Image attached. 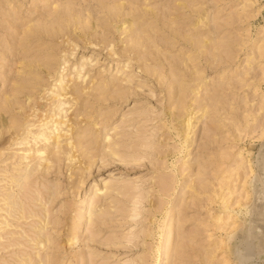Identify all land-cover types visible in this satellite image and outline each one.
<instances>
[{
  "label": "rangeland",
  "instance_id": "obj_1",
  "mask_svg": "<svg viewBox=\"0 0 264 264\" xmlns=\"http://www.w3.org/2000/svg\"><path fill=\"white\" fill-rule=\"evenodd\" d=\"M68 2L73 6H69ZM234 2L237 3L236 0H0V105L6 94L11 92L9 88L16 84V100L25 101L27 108L30 107L24 111L25 116L20 115L18 109L13 113L4 110L6 114L0 109L3 117L0 131L5 137L9 136L5 133L11 119L16 117H21L24 127L37 130L45 114L42 111L45 107L40 108L42 113L38 111L39 106L51 103L47 92L53 88L60 75L64 76L65 82L70 80L67 83L69 85L76 81L80 84L77 85L78 88L88 86L101 92L100 85H93L97 76L101 75L110 86L114 84L106 87L104 94L100 92L97 97L101 101L94 99L93 102L89 98L90 103L86 107L82 103L87 101L81 100V105L74 106L71 105L72 96H65L64 101L71 99L70 104L62 106L68 109L71 105L67 116L65 114L66 119L71 118L69 123L73 119L80 121L74 127L78 131L85 129V132L81 131V135L85 137L78 138V134L70 137L71 127L68 125L71 124L66 122L67 129L65 124V129L62 130H68V135H64L65 131H61V128L58 133L61 135L63 132L60 139L67 150L70 149V144L76 146L77 150L71 148L75 150H71L74 158L71 163L67 159H63V162L61 160V163L56 164H60L59 166L55 165L47 174L34 178L31 182L34 191L45 196L54 194V201L48 207L53 213L50 212L51 218L53 217V221L57 220L54 221L57 224L51 222L47 226L51 234L45 238L50 242V250L46 248L40 252L43 261L46 259L45 264H55V261L58 264H264V255H261L264 253V236H258L264 234V121L259 117L262 111L259 110L258 99L262 98L249 88L254 83L264 88V76L257 68V63L262 60L259 51L248 47L262 18L259 13L253 14L257 3L242 1L234 5ZM260 3L264 5L262 0ZM62 4L70 13L63 12L64 18H60L61 23L58 24L60 27L64 25V20L61 19H66L68 27L67 23L70 21L67 19L70 14L75 20L80 13L79 18L82 21L85 18L86 21L78 25L87 24L84 26L88 29L72 27L74 24L71 26L69 23L70 28L65 26L67 29L63 27L60 30L67 39L63 35L65 39L59 37L60 40L55 38V41L51 37L50 40L43 33L42 38L40 30L44 25L48 22L50 23L45 27L56 24L53 21V16H56L54 6L57 5L58 10H64L58 8ZM115 4L122 9H117L120 7ZM107 5L111 7L108 11L112 12V6L118 11H114V8L111 14L107 11ZM103 7H107L106 12ZM60 11L57 12L61 14ZM50 13L55 14L52 15V20ZM46 19L51 20L52 25ZM39 22L44 24L41 29ZM32 24L38 25L39 29ZM36 29L40 32L34 34ZM23 32H27L26 35ZM28 32L33 34L29 35ZM134 34L138 40L131 37ZM73 35L75 36L71 37ZM129 37L133 41L129 40L128 45L126 39ZM134 40L141 43L134 45ZM68 45H72V48L67 49ZM66 46L67 51H73V54L67 52L72 57L62 52ZM114 52L117 53L113 54ZM247 54L248 57L245 58ZM47 56L54 57L50 58L53 67L39 73L38 70H24L19 65V60L34 62L35 58H42V61ZM65 57L67 63L61 65H66V68L58 69L54 61L62 62ZM84 58L92 67L84 82L80 83V78L76 79L72 70H76V62ZM35 73L41 77L40 83L34 86L24 83V80L30 79ZM196 78H202V81ZM112 79L115 82L111 83ZM86 82L88 83L85 84ZM199 82L197 86L196 83ZM118 95L122 97L118 98ZM179 98H183L186 103L182 100V104H179L181 109L173 108V103H178ZM31 103L32 106H29ZM182 105L186 106L187 111H183ZM81 109L84 116L87 115L85 117L91 116V122H83L85 117ZM173 113L177 117L176 121L171 120ZM189 115L192 117L190 121H193L189 134L192 143L180 152L178 146L181 140L171 126L181 128ZM37 116H41L40 121ZM34 119L39 121V125ZM0 123L2 124V120ZM29 124L31 125L27 126ZM105 133L109 135V143L121 155L120 158L113 159L103 150L102 145L108 144L106 141L103 143ZM30 139L28 144H14L15 146H5L8 142L0 140V199L5 192L14 191L19 194L18 188L12 187L9 180L15 177L20 164L23 167L27 163L21 158L24 156L21 154L22 148L26 145L32 147L33 151L30 150V153L35 155L32 152L40 146L39 143L32 142L33 138ZM78 142H81L79 147L85 151L90 163L87 157L82 156L81 159L82 150L79 152ZM238 152H241L239 161L250 163L251 172L247 173L245 182L239 172L232 170L234 155ZM91 161L92 165L88 167ZM80 164L90 168V171ZM74 167L82 172L70 173ZM114 168L116 172L114 176H110V171ZM246 170L240 171L244 173ZM77 174L86 175L85 178H79L81 181H77ZM98 175H102L104 181L109 179L112 187L105 193V197L103 195L101 199L92 198L89 201L88 190L96 183ZM75 181L79 182V186ZM243 183L247 193L244 192ZM220 188L224 189V193L232 192L226 205L219 202ZM253 188L257 190L254 194ZM245 195L248 196V203L253 206L250 209L252 215L244 212V207L239 205L242 200L236 206L231 202L239 198L244 200ZM22 196V204H27L32 214L40 210V207L34 206V202L28 199V195L26 200ZM3 205L4 201L0 200V222L4 221ZM95 206L98 211L94 215H100L96 218L91 215L90 217L95 218L92 221L91 218L87 219V215L90 213L89 209ZM66 207L68 212H63ZM72 207L76 208L72 210ZM83 212H86V216L79 224L78 218ZM250 217L253 219L251 226L256 224L258 231H254L253 236H249L248 231L231 236L235 230L246 229ZM259 217L262 218L258 219ZM66 221H69L68 224ZM32 222V219H20L18 222L14 220L10 221L13 224L10 227H4L5 223H0V264H25L28 260L33 261L34 243L29 240L32 239L33 242L36 236H31ZM169 225L173 231L165 229ZM69 228H73V231ZM170 232L171 235L167 236ZM73 235L76 242L69 241ZM57 245L58 248L55 247ZM247 245V253H244ZM45 251L47 257L44 255ZM53 251L54 254L51 253ZM49 255L52 258L55 255L56 260ZM67 256L73 258V261L66 260ZM35 259L34 257L33 262H36Z\"/></svg>",
  "mask_w": 264,
  "mask_h": 264
},
{
  "label": "bare ground",
  "instance_id": "obj_2",
  "mask_svg": "<svg viewBox=\"0 0 264 264\" xmlns=\"http://www.w3.org/2000/svg\"><path fill=\"white\" fill-rule=\"evenodd\" d=\"M237 1V3L236 2H234V5H237V4H239L240 2L242 3V1H245V2H248L249 4H254V3H257V5H256V11L253 13V14H258L259 13V16H260V14H261V10H262V8H264V5H262L261 3H260V0H239V2H238V0H236ZM262 3H264V2H262ZM59 4V3H58ZM71 3L70 2H68V5L69 6H73V5H70ZM121 4V3H120ZM49 5V4H48ZM53 5V4H52ZM115 5H117V4H115ZM60 5H58V8L60 9V8H63V4L61 5V7H59ZM65 6H67V3H66V5ZM118 6V5H117ZM116 6V7H117ZM122 6V5H121ZM124 6H125V4H124ZM53 6H50V9L52 8ZM55 7V14H56V16L54 17L53 16V21H54V23H56L55 25H52V15H55V14H49V15H51V20H48V19H46L47 21L46 22H48V21H51V25L52 26H50V27H45L48 23H50V22H48L46 25H44L46 22H43V21H45V20H43L42 21V23H44V24H42L41 22H39V23H41V24H38V25H40L39 26V28L40 27H42L43 25H44V27H43V29L42 30H40V31H42V32H40V31H38L37 29H36V31L35 32H33L34 34H36V32L37 33H39L40 32V36H41V34L43 33L44 35H46V38L47 37H50V40H51V37L55 40V38H64V34H63V32L62 31H60V30H62V28L64 27L65 28V26L67 27V25H66V19H61V20H64L63 22L64 23H62V24H64V25H61V27L58 25L59 24V22H60V18H64V17H62V14H64L63 12L64 11H66L65 13L67 14V13H70V12H67V10H65L66 8H63L64 10H62V9H60V10H62V11H60V10H58V9H56L57 8V5H55L54 6ZM108 7V8H107ZM107 7H103L104 9H105V12H106V8H107V11H108V9H109V7L110 6H108L107 5ZM118 7H120V6H118ZM111 8V7H110ZM112 8L113 9H111L112 10V12H113V10H114V8L115 7H113L112 6ZM53 9V8H52ZM72 9L74 10V8L72 7ZM71 8H70V10H72ZM117 9H122L121 7L120 8H117ZM116 8H115V10L114 11H118ZM69 9H68V11H70ZM53 11V10H52ZM57 11H60V12H62L61 14L59 13V12H57ZM104 11V10H103ZM110 11V10H109ZM108 11V12H109ZM107 12V13H108ZM111 11H110V13L111 14H113ZM72 13V12H71ZM106 13V14H107ZM119 13L120 12H118L117 13V15H119ZM65 14V15H66ZM111 14H107L108 16L110 15L111 16ZM114 14H116V12H114ZM47 15V14H46ZM69 15V14H68ZM67 15V17L66 18H68L69 16ZM76 15H78L77 13H76ZM80 15V16H79ZM79 15L78 16H74L75 17V20H74V18L72 19V17H73V15H71L70 14V17L67 19V20H69L70 22V24H71V26L72 27H79L80 25H81V23L83 24L85 21H86V19L84 18V21H82V19H80L79 17H81V14L79 13ZM90 15V14H89ZM106 15V16H107ZM64 16V15H63ZM113 16V15H112ZM115 16V15H114ZM113 16V17H114ZM48 18H49V16H48ZM83 18V17H82ZM108 18V17H107ZM115 19H116V17H114ZM114 18H113V20H114ZM55 20H56V22H55ZM59 20V21H58ZM88 20V19H87ZM110 20H112L111 19V17H110ZM123 20H125V19H123ZM261 21L257 24V28H256V30L254 31V36H253V40H252V42H251V45H249L248 47L249 48H251V49H256V50H258L259 51V54H260V56H261V58H262V60L260 61V62H258L257 63V68H259V70H260V73H261V75L262 76H264V19H260ZM115 21V20H114ZM126 21V20H125ZM110 22V21H109ZM128 22V21H127ZM61 23V22H60ZM69 23H67L68 24V27L67 28H70L69 27ZM78 24H80V25H78ZM91 24V23H90ZM32 25H34V24H32ZM37 25V26H38ZM42 25V26H41ZM85 26L87 25V24H84ZM84 25H82V26H80V27H85ZM89 25V24H88ZM121 25V24H120ZM124 25V24H123ZM36 26V24L34 25V27ZM36 26V28H38ZM28 27V26H27ZM30 27V26H29ZM121 27H122V25H121ZM33 28V27H32ZM38 28V29H39ZM67 28H65V29H67ZM123 28H125V27H123ZM128 28V27H127ZM30 29H31V27H30ZM34 29V28H33ZM32 29V30H33ZM41 29V28H40ZM75 30H77V29H79V28H74ZM83 29H88V27H85V28H83ZM64 30V29H63ZM81 30V29H80ZM80 30H78V31H80ZM117 30V29H116ZM118 30H120V29H118ZM24 31V30H23ZM28 31H29V29H28ZM74 31V30H73ZM84 31V30H83ZM123 31H125L124 29H123ZM60 32H62V33H60ZM67 33H68V30L66 31ZM81 32V31H80ZM27 33V32H26ZM26 33L24 34V32L22 33V34H24V35H26ZM33 33H31V34H33ZM69 33H72V31H70ZM81 33H83V32H81ZM28 34H29V32H28ZM27 34V35H28ZM31 34H29V35H31ZM74 34V33H73ZM28 35V36H29ZM44 35H42V36H44ZM64 35V36H63ZM69 35V34H68ZM67 35V36H68ZM72 35V34H71ZM23 36V35H22ZM41 36V37H42ZM61 36H63V37H61ZM75 35H73V36H71V37H74ZM135 36V34L133 35V36H131V37H133V38H135L136 39V37H134ZM29 37H31V36H29ZM35 37V36H34ZM66 37V36H65ZM70 37V36H69ZM68 37V38H69ZM131 37H129V39H126V42H128V45H129V40H131ZM38 38V37H37ZM43 38V37H42ZM60 38H59V40H60ZM40 39V38H39ZM39 39H37V40H39ZM65 39V38H64ZM64 39H62V40H64ZM66 39H67V37H66ZM26 40V39H25ZM24 40V41H25ZM53 40V41H54ZM70 40H73V38H71ZM136 40H138V39H136ZM33 41V40H32ZM44 41H45V38H44ZM55 41H57V40H55ZM131 41H133V39L131 40ZM135 41V40H134ZM50 42V41H49ZM62 42V41H61ZM140 43H141V41H139ZM20 43H22V42H20ZM131 43V42H130ZM136 43H138V41L136 42L135 41V43L133 42V44L135 45ZM140 43H138V44H140ZM24 44V43H23ZM26 44H28V43H26ZM30 44V43H29ZM72 44V43H71ZM137 44V45H138ZM57 45V44H56ZM55 45V46H56ZM136 45V46H137ZM55 46H53V48L52 49H54V47ZM57 46H60V45H57ZM64 46V45H63ZM75 46H76V44H75ZM126 46V45H125ZM124 46V47H125ZM131 46H132V44H131ZM136 46H134V47H136ZM141 46V45H140ZM49 47V46H48ZM69 47H71L72 48V45L70 46V45H68V48H67V46L64 48V49H62L63 51L62 52H64L66 55H67V52H69V51H67V49H69ZM123 47V48H124ZM133 47V48H134ZM138 47H139V45H138ZM30 48V47H29ZM51 48V47H50ZM50 48H48V49H50ZM67 48V49H66ZM71 48H70V50H71ZM75 47H73V49H74ZM129 48V47H128ZM128 48H126V49H128ZM132 48V47H131ZM47 49V48H46ZM56 49V48H55ZM113 49V48H112ZM125 49V51H127V52H130V51H128V50H126ZM114 50V49H113ZM113 50H111V51H113ZM121 50H122V48H121ZM124 50V49H123ZM122 50V51H123ZM135 50V49H134ZM15 51V53H16V50H14ZM59 51V50H58ZM110 51V52H111ZM117 51V50H116ZM120 51V50H119ZM109 52V51H108ZM70 53V52H69ZM68 53V54H69ZM72 54H73V51L71 52ZM70 53V54H71ZM115 53H117V52H114L113 54H115ZM118 53H124V52H118ZM126 53V52H125ZM130 53H132V52H130ZM67 55V56H73V55ZM109 54V53H108ZM133 55H135V54H133ZM54 56V55H53ZM52 56V57H53ZM122 56V55H121ZM51 56H47V57H45L46 58V60H42V61H40L41 59H38V58H35V60H34V62H33V60H32V62H24L23 60H19L20 62H19V65H20V67L22 68V69H24V70H28V71H31V72H34L35 70H38L37 72L39 73V72H42V71H45L46 69H48V68H51V67H53V66H51V62H52V60L50 59V58H52ZM55 57V56H54ZM53 57V58H54ZM246 57H248V54L247 55H245V58ZM68 58H70V57H68ZM137 58H138V55H137ZM79 59H81V58H79ZM78 59V60H79ZM85 59V58H84ZM80 60L79 62H76L77 64H78V66L76 67V70H72L73 72H74V75H75V78L77 79V78H80V80H79V82L81 81L82 83L84 82V78H85V76H87V73H88V71L90 70V67H92V65H91V63H88L87 62V59H85V60ZM54 60V59H53ZM56 60V59H55ZM27 61V60H26ZM31 61V60H30ZM54 62H56V65L58 66V69H60L61 67H62V65L61 64H63L64 65V63L66 62L67 63V61H66V57H65V60L63 61V59H62V62L61 61H58V60H56V61H54ZM91 62V61H90ZM18 63V62H17ZM53 63V62H52ZM53 65V64H52ZM66 66V65H65ZM65 66H63L62 67V69L61 70H64V68H66ZM72 66H74V65H72ZM76 66V65H75ZM69 68H71V67H69ZM40 70V71H39ZM61 70H60V72H61ZM59 72V71H58ZM38 73H35L33 76H31V78L30 79H28V80H24V83H26L28 86H34L35 84H37V83H40V78L41 77H39V75H38ZM58 77H59V79H58ZM57 77V82H55V84H53V88H51V90L49 91V92H47L48 93V95H49V100L51 101V103H47V105H45V104H42V105H40V103L38 104V106H39V109L41 108L42 109V107H43V109H44V107H45V109L44 110H42L43 112H45V114H43V117L41 118V116H40V118L42 119V123L40 122L39 124H41L38 128H37V130L35 131H32L33 129L31 128V130L30 129H28L29 127H24V122L23 121H21V117H16V118H13V119H11V123H10V125L8 126V128H7V131H6V133L5 134H8L9 136H7V137H5L4 136V133H2V130L0 131V140H4V142L6 141V142H8V140L10 139L11 141H9L8 143H9V145H8V143L7 144H5V146L7 145V146H15L14 144H23V143H29V142H31V141H29V142H27L29 139H30V136H31V139L30 140H32V138H33V143L34 144H36V143H39V145L40 146H38V147H36L34 150V152H32L33 154H35V155H32L31 153H30V150L32 149V147H27V145H26V147H24V148H22V155H24V156H21V158H22V160L23 159H25V161L27 162L26 164L24 163V165H23V167H20V165H19V168H18V170H16L17 172H15L16 173V175H15V177L13 176L9 181H11L12 182V187H17L18 188V193L20 194L21 192V196L24 194V196H22V197H25V198H23V199H25L26 200V198L28 197V199H30V201H33L34 202V206H38V207H40V210H38L35 214H32L31 213V210H30V208L28 209V206H27V204L25 205V204H22V201H21V196L19 197V194H15L14 193V191H11L10 193H8V192H5L3 195H2V198L0 199L1 201L3 200L4 201V207L2 206V211H5V214H4V212L2 213V211H1V213L3 214V216L2 217H4L3 219H4V221L3 222H0V223H5V225H4V227H10V226H13V224L12 223H10V221H14V220H16V222H18L20 219H22V220H26V219H32L33 220V224L30 226V228H31V236H33L32 238H34L35 236V238H34V240H33V242H32V239L31 240H29V242L31 241V243L33 244L34 243V246H32V247H34V250H35V252H33L32 250V252H33V256L36 258L35 260H36V262H33L34 261V257L32 258L33 259V261L31 262V261H29L28 260V262L27 263H25V264H45V262H46V259L43 261V255H42V257H41V254H40V252H42V250H45L46 248H48V245H49V240H47L46 238H45V236H49V234H51V233H49V228H47V226L49 225V224H51V222H52V224L53 223H55L54 221H56L57 222V220H54L53 221V217L51 218V214H50V210H49V208L50 207H48V204L50 203V204H52V201H54L53 200V198H52V196L54 195V194H49V195H47V196H45V195H43L42 193H39L38 191H34L33 190V188H31V186H33V184L31 183V182H33L32 180L35 178H38V177H40V176H42V175H44V174H47L48 173V171L49 170H51V169H53L54 167H55V165L57 164V163H61L60 161L62 160V162L64 161V160H70V161H68L69 163H71V161H72V159L74 158V154H72V152H75V150L73 151L72 149L73 148H75L76 150H77V148H76V146L75 145H72L71 146V144L69 145L70 146V149H68L67 150V148H65L66 147V145H64V144H62L61 142H62V138H61V135H63L62 133L64 132V135L66 134V135H68V130H62V129H65L64 128V125L66 126V129H67V125L68 124H71V125H68V127L70 126L71 127V133H70V137H74V135H76V134H78L79 136H78V138H84L85 136H83V135H81V131H83V132H85L83 129H81L80 131H78V128L76 129L75 127L78 125V124H80L79 122L80 121H75L74 119H73V116H71L72 117V123H69V121L71 120V118L69 117L68 119H66V116H67V110L69 109V107L71 106V105H74V106H77V105H81V100H85V101H87L86 103H82V106L83 107H86V106H88L89 105V103L90 102H88V100H90L91 99V101H93L94 99H95V101H101V99L99 100V98L97 97L99 94H100V90H96V89H92V88H90V87H88V86H85V87H83V88H78V86L77 85H80L78 82H72L71 83V85H69V84H67L68 83V81H70V80H67L66 82L64 81V76H62L61 77V75L60 76H58ZM174 78H176V77H174ZM177 79V78H176ZM196 79H199V78H196ZM195 79V80H196ZM201 79V80H200ZM199 79V81H202V78H200ZM87 80V79H86ZM180 79H178V81H179ZM177 81V80H176ZM175 81V82H176ZM80 82V83H81ZM91 82H92V80H91ZM113 82H115V80L114 79H112V81H111V83H113ZM197 82H198V80H197ZM88 82H86L85 84H87ZM89 84H90V82H89ZM100 85V87L99 88H101L102 89V94H104V89L107 87H111V86H114V84H112L111 86L107 83V82H105V79L101 76V75H99V76H97L96 77V80H95V82H93V85ZM181 84H182V82H181ZM199 84H200V82L199 83H196V85L197 86H199ZM83 85V84H82ZM52 87V86H51ZM173 88H175V87H173ZM172 88V89H173ZM250 90L254 93V94H256V95H260V98H262V99H258V101H259V110L260 111H262V114H264V88H262L261 86H259V84H253V85H251L250 87ZM10 90L9 91H11V92H9V93H7L6 94V97L3 99V102L1 103V105H0V109H3V110H1L2 112H4V110H5V112H14V110L15 109H18L20 112V115L21 114H23L24 116H25V114H24V111L26 110V108H27V102H23V101H21V100H19V101H17L16 100V98L18 97V95L16 94V89H17V85L16 84H13L10 88H9ZM175 90V89H174ZM183 90V89H182ZM176 91H178V90H176ZM179 93V92H178ZM175 94H177V93H175ZM47 95V96H48ZM69 95V97L70 96H72L71 98H72V101H73V103L68 107V109H67V107H66V109L64 108V107H62L63 105H66V103H69L70 101H71V99H70V101H67V100H65L64 101V98H65V96H66V98H67V96ZM44 97V96H43ZM92 97V98H91ZM118 98H120V97H122V95H118L117 96ZM65 98V99H66ZM90 98V99H89ZM40 99V98H39ZM97 99V100H96ZM68 100H69V98H68ZM178 100V99H177ZM182 100L184 101V99L183 98H179V102L177 103L176 102V104H175V102L173 103L174 105H173V108H179V109H181L182 107L180 106L181 104H182ZM40 101V100H39ZM41 102V101H40ZM94 102V101H93ZM185 102V101H184ZM183 102V103H184ZM29 103V102H28ZM34 103V102H33ZM42 103V102H41ZM71 103V102H70ZM69 103V104H70ZM181 103V104H180ZM186 103V102H185ZM184 103V104H185ZM35 104V103H34ZM180 104V105H179ZM44 105V106H43ZM186 105V104H185ZM29 106H32V103H31V105H29ZM90 106H92L91 104H90ZM183 107H184V109H185V107L186 106H184V105H182ZM79 107V106H78ZM93 107V106H92ZM92 107H90V108H92ZM30 108V107H29ZM29 108H27V109H29ZM35 108V107H34ZM34 108H32L31 110H33ZM37 108V107H36ZM82 108V107H81ZM41 109L40 110H38V111H41ZM65 109V110H64ZM78 109V108H77ZM83 109V108H82ZM82 109H81V113L83 112L82 111ZM88 109V108H87ZM183 109V111L185 112V111H187V109H185L184 110ZM80 110V109H79ZM27 111V110H26ZM35 110H33V112H34ZM36 111H37V109H36ZM37 111V112H38ZM41 111V112H42ZM87 110H85V112H86ZM174 111H175V109H174ZM4 112V113H5ZM42 112V113H43ZM76 112V111H75ZM74 112V113H75ZM177 112H180V113H182V111L181 110H177ZM40 113V112H39ZM72 113V112H71ZM81 113H80V115H81ZM179 113V114H180ZM189 113H191V112H189ZM6 114V113H5ZM4 114V115H5ZM63 114H64V118H63ZM65 114H66V116H65ZM85 114V113H84ZM84 114L82 113V115H83V117H85V116H87V115H85L84 116ZM88 114V113H87ZM176 114V113H175ZM178 114V113H177ZM262 114H260L259 115V117L261 118L260 120L261 121H264V115H262ZM3 115V116H4ZM22 115V116H23ZM30 115H32V114H30ZM29 115V116H30ZM35 115V114H34ZM39 115V114H38ZM42 115V114H41ZM172 115H174V113L172 114ZM190 115H192V114H190ZM190 115H189V117H187L186 118V122L185 123H183V124H181V128L179 127V126H171L172 128H174V129H172V131L173 132H175L176 131V134L175 135H177V138H180V140H181V142H180V145L178 146L179 147V151L181 152L183 149H185V148H187V147H189L190 145H191V143H192V140H191V137H189V134H190V132H191V126H192V128H193V124H192V122L190 121L191 120V118L192 117H190ZM33 116V115H32ZM179 116V115H178ZM38 118L37 119H39V121L41 120L40 118H39V116H37ZM58 117H60L59 119H58ZM175 117H176V115H174V116H172V118H171V120H174L175 119ZM7 118V117H6ZM5 118V119H6ZM27 118V117H26ZM25 118V119H26ZM24 119V120H25ZM35 120L36 122V124H37V121L38 120ZM63 119H66V120H63ZM81 119V118H80ZM176 119H177V117H176ZM176 119H175V121H176ZM0 120H2V124L0 125V127L3 125V117H1V115H0ZM7 120V119H6ZM6 120L4 121V122H6ZM31 120V119H30ZM77 120V119H76ZM79 120V119H78ZM84 120L85 121H83V122H85V123H89V121L90 120H92L91 119V116L89 115V117H85L84 118ZM185 120V119H184ZM27 122H29L28 120H26ZM38 121V122H39ZM254 121H256V120H254ZM9 122V121H8ZM66 122H68V124L66 123ZM91 122V121H90ZM178 122V121H177ZM176 122V123H177ZM7 123V122H6ZM26 123V122H25ZM30 123V122H29ZM35 123H33V125L35 124ZM94 122H92V124H93ZM179 123H180V121H179ZM27 124V123H26ZM39 124H37V125H39ZM77 124V125H76ZM31 124H29V125H27V126H30ZM36 125V126H37ZM86 126L88 125V124H85ZM177 125V124H176ZM75 126V127H74ZM170 127V128H171ZM182 127H183V129H182ZM2 128V127H1ZM59 128H61V131H63V132H61V135L59 134L60 132H59ZM82 128V127H81ZM3 129H4V126H3ZM6 129V128H5ZM59 129V130H58ZM88 129V127L86 128V130ZM89 129H90V126H89ZM57 131V132H56ZM90 131V130H89ZM59 132V133H58ZM105 137H103L104 139H103V143H105L104 141H106V142H108V144H103L102 145V147H103V150L105 151V152H107V154L109 155V156H111V157H113V159H118V158H120L121 157V155H119L118 153H117V151L115 150V149H113L112 148V143H109V138H108V134L107 133H105V134H103ZM27 137H29V139H27ZM61 138V139H60ZM106 139H108V140H106ZM18 140H20V141H18ZM40 141H41V144H40ZM67 141V140H66ZM77 141H80L79 139L77 140ZM3 142V143H4ZM68 142V141H67ZM70 142V141H69ZM76 142V141H75ZM33 144V145H34ZM68 144V143H67ZM73 144V143H72ZM2 145V144H1ZM0 145V146H1ZM4 146V145H3ZM35 146V145H34ZM68 146V145H67ZM68 146V147H69ZM81 147V142H78V150H79V152L82 150V149H80V147ZM177 147V148H178ZM1 148V147H0ZM3 148V147H2ZM72 148V149H71ZM8 150V149H7ZM21 150V149H20ZM71 150H72V152H71ZM178 150H177V152H178ZM31 151H33V150H31ZM174 151H176L175 149H174ZM79 152L77 153V154H79ZM237 155H234V157H235V161H234V163H233V167H232V170H234V171H236V172H239V174L241 175V176H243V180H244V182H245V178L248 176L247 175V173H250L251 172V169L249 168V165H250V163H246V161L244 160L243 162L242 161H239V159H238V157H241V152H238V153H236ZM75 155H76V153H75ZM65 158H64V157ZM82 156H84V157H87L86 156V153H85V151L84 150H82V155H81V157ZM63 157V158H62ZM76 157H77V155H76ZM80 157V158H81ZM79 158V159H80ZM89 157H87V160L89 161V163H90V160L88 159ZM123 158V157H122ZM121 158V159H122ZM64 159V160H63ZM75 159H77V158H75ZM81 159H83V157L81 158ZM128 159V158H127ZM127 159H126V161H127ZM120 160V159H119ZM125 159H123V161H124ZM24 161V160H23ZM73 161H75V160H73ZM84 163V162H83ZM88 163V167L90 166V165H92V161H91V164H89ZM75 164V163H74ZM60 164H58V165H56V166H59ZM71 165V164H70ZM81 165V164H80ZM83 165L84 164H82L81 166L83 167ZM85 165H86V163H85ZM87 166L86 167H83V168H87ZM82 167H80L82 170H83V168ZM17 168H15V169H17ZM68 169H70V171H71V167H69ZM87 169H89V171H90V168H87ZM246 169H248V170H246ZM240 170H246L244 173H242ZM75 171H77V168L76 167H74L73 168V172H70V173H74ZM81 171V170H80ZM79 171V172H80ZM87 171V170H86ZM78 171L77 172H75V174L76 173H79ZM82 172V171H81ZM84 172V171H83ZM88 172V171H87ZM114 172H116V168H114L113 170H111L110 171V176H114ZM14 173V174H15ZM82 173H80V175H81ZM87 174V173H86ZM85 174V175H86ZM237 174V173H236ZM73 175V174H72ZM80 175H78L77 174V181H79L80 179L79 178H81L82 176H80ZM85 175L83 176L84 178H85ZM80 176V177H79ZM101 176L102 175H98L97 177H96V183H94L90 188H89V190H88V193H89V197H87V199L89 200V201H91L92 200V198H100V197H102L103 198V195H104V197H105V195L107 194L106 192L107 191H109L110 189H111V184L112 183H109V179L108 180H106V181H104V179L105 178H101ZM237 176H238V174H237ZM10 177V176H9ZM82 177V178H83ZM255 177H256V174H254V177H253V179H255ZM8 179V178H7ZM242 179V178H241ZM77 181H75L74 183L75 184H78V183H76ZM81 181V180H80ZM80 183H82V182H80ZM32 184V185H31ZM75 184H73L74 186H75V188H76V185ZM72 185V184H71ZM101 186V187H98V186ZM74 186H72V188L71 189H73V187ZM78 186H79V184H78ZM77 186V187H78ZM225 186V185H224ZM229 186V185H228ZM242 186L244 187L243 189H244V192H246L245 191V183H243L242 184ZM230 189H231V185H230V187H229ZM30 189H31V191L33 192H30ZM78 189V188H77ZM230 189H228V190H230ZM220 190H221V192H220V196H218V198L220 199L219 200V202L221 203V204H223V205H226L227 203H228V199H230V194L232 193L231 191H229L228 193H224L223 192V190H222V188H220ZM227 191V190H226ZM257 190H256V188H253L252 189V192H253V194L256 192ZM106 193V194H105ZM109 193V192H108ZM247 193V192H246ZM30 194H32V196L30 197L29 195ZM28 195V196H27ZM248 195V194H247ZM247 195H245V198H244V200H243V198H239V199H234V201H231L232 202V204L234 205V203H235V206H236V203L237 204H239L240 203V201L239 200H242L241 201V204H239L241 207L243 206L244 207V209H245V211L244 212H246L248 215H252V214H250L251 213V208L253 207L252 205H250L249 203H248V196ZM27 196V197H26ZM90 196H91V198H90ZM85 197V198H86ZM87 199H85V200H87ZM101 199V198H100ZM95 200V199H94ZM99 200V199H98ZM233 200V199H232ZM88 201V202H89ZM97 201V200H96ZM26 202V201H25ZM27 202H28V200H27ZM83 202V201H82ZM28 203H30V202H28ZM89 203H91V202H89ZM93 203H95L94 201H93ZM93 203H91V204H93ZM49 204V205H50ZM82 204V203H81ZM84 204V203H83ZM90 204V205H91ZM253 205H254V202H253ZM229 206V205H228ZM235 206H234V208H235ZM237 207H238V205H237ZM71 208V207H70ZM69 208V209H70ZM73 208V207H72ZM76 207H74L72 210H74ZM28 209V210H27ZM65 209V208H64ZM241 208H239V210H240ZM66 210H68V208L66 207V209L65 210H63V212L64 211H66ZM91 210V211H90ZM98 211V209L96 208V206H95V208L93 207H91L90 209H89V214L87 215V219H89V218H91V220L92 221H94L93 219H95L96 218V216L99 214H97L96 216L94 215L96 212ZM66 212H68V211H66ZM70 212L71 211H69V214H70ZM231 212V211H230ZM238 212V211H237ZM236 212V213H237ZM52 213V212H51ZM53 214V213H52ZM61 214L63 215V213L61 212ZM68 214V213H67ZM244 214V213H243ZM65 215V214H64ZM74 216H77V215H75V214H73ZM72 215V216H73ZM95 216V218L94 217H90V216ZM100 215V214H99ZM246 215V214H245ZM85 216H86V212H83V214L82 215H79V218H78V222L77 223H81L83 220H84V218H85ZM247 216V215H246ZM225 217H227V216H225ZM245 217V216H244ZM75 218V217H74ZM93 218V219H92ZM260 218H262V217H259L258 219H260ZM6 219H7V221H6ZM73 219V218H72ZM86 219V220H87ZM97 219H99L98 217H97ZM250 219H252L251 217H250ZM250 219H249V224L247 225V227H246V229H238V230H235V231H233L232 233H231V236H236L237 235V233H239V232H247L248 231V235L249 236H253V233H254V231H256L257 229H258V227L256 226V224L254 225V226H251V223L253 222V219L250 221ZM65 220H67V219H65ZM77 220V219H76ZM73 221H74V219H73ZM92 221H91V223H92ZM220 221H221V219H220ZM63 222V221H62ZM68 222L69 221H66V223L68 224ZM87 222V221H86ZM22 223V222H21ZM74 223V222H73ZM88 223H90V220H89V222ZM55 224H57V223H55ZM64 224V223H63ZM73 225V224H72ZM75 225H77L76 223H75ZM244 225V224H243ZM70 226V225H69ZM15 227H17V226H15ZM73 227V226H72ZM238 227V226H237ZM245 227V226H244ZM172 228V226L171 225H169L168 227H166L165 229L167 230V231H169V230H172L173 231V229H171ZM69 229H71V228H69ZM73 229V228H72ZM71 229V230H72ZM237 229V228H236ZM7 230H8V228H7ZM70 231V230H69ZM73 231V230H72ZM161 231V230H160ZM258 231V230H257ZM25 232V231H24ZM13 233V232H12ZM12 233H10V234H12ZM17 233V232H16ZM73 233V232H72ZM71 233V234H72ZM76 233V232H75ZM162 233H164L163 232V230H162ZM161 233V234H162ZM19 234V233H18ZM27 234V233H26ZM25 234V235H26ZM160 234V233H159ZM171 235V232L170 233H167V236H170ZM24 236V235H23ZM68 236V235H67ZM72 236V235H71ZM74 237H70L71 239L69 240V241H71V240H74V242H76L75 240H76V237H75V235H73ZM78 236V235H77ZM258 236H264V234H258ZM79 238V237H78ZM66 240V239H65ZM80 242H81V240H79ZM69 243V242H68ZM67 243V244H68ZM249 244V243H248ZM50 247V246H49ZM56 248H58V245L57 246H55ZM55 247H53V248H55ZM59 247H61L62 248V246H59ZM167 245L165 246V249H167ZM65 248H66V246H65ZM247 248H248V245H247V247H246V249H245V251L243 250V252L245 253H247ZM49 249V248H48ZM50 250V249H49ZM52 250V249H51ZM55 250V249H54ZM57 250V249H56ZM249 250V249H248ZM47 251V250H46ZM44 252V255H45V253H47V252ZM31 252V253H32ZM54 252L55 251H53V252H51V253H53L54 254ZM58 252V251H57ZM43 254V253H42ZM48 254H49V252H48ZM31 255V254H30ZM29 255V257H31ZM55 255H56V253H55ZM54 255V256H55ZM63 255L64 256H66L65 254H64V252H63ZM261 255H264V253H261ZM46 256V255H45ZM48 256V255H47ZM46 256V257H47ZM53 256V255H52ZM54 256H53V258H54ZM28 257V258H29ZM49 257L51 258V259H53L50 255H49ZM48 257V258H49ZM58 257V256H57ZM45 258V257H44ZM49 258V259H50ZM76 258L78 259V257L76 256ZM55 259V258H54ZM53 259V260H54ZM262 259H264V258H262ZM31 260V259H30ZM48 260V259H47ZM56 260V259H55ZM54 260V261H55ZM62 260H64V259H62ZM66 260H72L73 261V258H70V257H66ZM24 261V260H23ZM22 261V262H23ZM25 261H27V260H25ZM50 262H52L51 260H50ZM57 261H55V264H58V263H56ZM78 262V261H77ZM82 262V261H81ZM239 262H241V261H239ZM47 263V262H46ZM52 263H54V262H52ZM51 263V264H52ZM86 263V262H85ZM60 264V263H59ZM76 264H78V263H76Z\"/></svg>",
  "mask_w": 264,
  "mask_h": 264
},
{
  "label": "built area",
  "instance_id": "obj_3",
  "mask_svg": "<svg viewBox=\"0 0 264 264\" xmlns=\"http://www.w3.org/2000/svg\"><path fill=\"white\" fill-rule=\"evenodd\" d=\"M262 2H264V0H262ZM260 17H261L262 19H264V8H262V10H261Z\"/></svg>",
  "mask_w": 264,
  "mask_h": 264
}]
</instances>
